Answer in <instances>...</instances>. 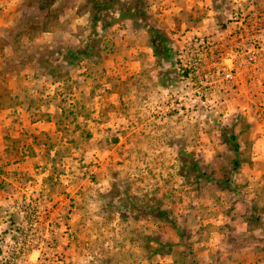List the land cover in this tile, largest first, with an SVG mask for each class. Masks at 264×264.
Wrapping results in <instances>:
<instances>
[{"label":"rangeland","instance_id":"rangeland-1","mask_svg":"<svg viewBox=\"0 0 264 264\" xmlns=\"http://www.w3.org/2000/svg\"><path fill=\"white\" fill-rule=\"evenodd\" d=\"M119 1L146 17L0 0V65H27L0 92L43 122L0 158V264H264V48L230 59L264 0H227L224 27L212 0Z\"/></svg>","mask_w":264,"mask_h":264},{"label":"crops","instance_id":"crops-1","mask_svg":"<svg viewBox=\"0 0 264 264\" xmlns=\"http://www.w3.org/2000/svg\"><path fill=\"white\" fill-rule=\"evenodd\" d=\"M1 45H0V55H1ZM14 65V64H13ZM12 65V66H13ZM26 61L22 60L18 63V66L8 69L0 65V81L2 80L3 73L10 74L9 79H15L17 77L24 78V72L27 70ZM7 79V77H6ZM21 81V79H18ZM15 81H9L8 87L13 89L16 94H21L20 86L21 84L14 83ZM53 87L54 84H50L49 87ZM3 95L0 92V158L6 159L8 155L13 150L17 148L21 137L36 135L38 130H43V122H38L37 120L32 121L25 112L20 114H13L15 107H20V105L13 106L9 102L3 100ZM21 97V96H20ZM22 109H25L22 107ZM24 111V110H23ZM39 127V128H37ZM216 251H211L210 254H214ZM213 256V255H212Z\"/></svg>","mask_w":264,"mask_h":264},{"label":"trees","instance_id":"trees-1","mask_svg":"<svg viewBox=\"0 0 264 264\" xmlns=\"http://www.w3.org/2000/svg\"><path fill=\"white\" fill-rule=\"evenodd\" d=\"M94 3L98 4L99 7H103L102 9H107L110 6H113L115 4H120L119 8V12H121V14L125 15L128 14L129 16H136L137 19L140 17L145 18L146 17V12L143 9V7L141 6V4L139 5L134 3V4H130L128 7H124L123 3H121L119 0H91ZM141 2V0H139ZM227 0H212V4H213V8L215 11H217V21L216 24L218 25V27H224L226 25V21L221 20V18H224L225 16V12L226 10H228L229 5L226 3ZM226 3V4H225ZM139 5V6H138ZM220 18V19H219ZM153 34H154V38L157 40V42H162L161 44H166L167 40L165 39L164 35H161V32L159 30H157V28L153 27L152 28ZM158 38V39H157ZM152 48L156 50L157 48V43L152 45ZM226 140L231 142L233 149L235 150V152L239 151V143L237 141V134L234 131H230L229 133H227V137ZM234 166L237 167L238 166V160L234 159ZM193 168H197V166L195 164H193ZM156 214H158L159 216H164L169 218L168 213L165 210H161V209H156L153 210ZM176 228V231L179 235H181V231L179 230V228L174 225Z\"/></svg>","mask_w":264,"mask_h":264},{"label":"built area","instance_id":"built-area-1","mask_svg":"<svg viewBox=\"0 0 264 264\" xmlns=\"http://www.w3.org/2000/svg\"><path fill=\"white\" fill-rule=\"evenodd\" d=\"M237 17V16H236ZM235 17V18H236ZM245 17H241L240 21H247L244 19ZM237 21V20H235ZM256 21V20H254ZM254 24H257L256 22ZM261 30V29H260ZM264 30V29H263ZM238 38H241L242 41L245 40V42L242 44V50L241 51H235L234 53L230 54V59H236L239 61L242 60V62L246 63L249 70L254 69V65L257 60V51L264 48V40H260L259 35H246L244 37L241 36V31L238 33ZM194 40V47L197 49H204L205 46L208 44V40L205 39L204 36L198 35L197 37H193ZM258 46V47H256ZM198 54V53H197ZM219 59H223L222 57H218ZM199 59V58H198ZM224 61H226V58H224ZM223 69H228V73H231V69L229 67H222ZM230 75V74H229Z\"/></svg>","mask_w":264,"mask_h":264}]
</instances>
